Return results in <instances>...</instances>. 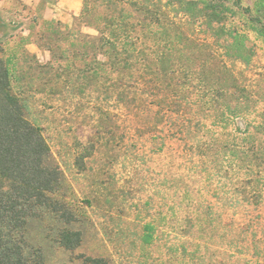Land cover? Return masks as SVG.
Instances as JSON below:
<instances>
[{
  "label": "rangeland",
  "instance_id": "1",
  "mask_svg": "<svg viewBox=\"0 0 264 264\" xmlns=\"http://www.w3.org/2000/svg\"><path fill=\"white\" fill-rule=\"evenodd\" d=\"M90 1L98 19L151 23L139 32L146 54L213 52L210 67L226 65L236 79L232 84L249 95V107H262L264 41L239 12L228 26L245 36L247 52L241 55L247 62L237 58L241 51L231 47L222 24L205 12V4L215 0ZM224 1L233 10L238 2L253 12L264 4ZM83 4L0 0V39L6 54L16 57L12 90L42 129L74 205L84 213L70 226L83 236L74 251L51 243L41 225L31 228L45 264H82L81 256L108 264H264V179L239 180L225 168L229 154L221 143H231L224 136L230 129L212 127V113L198 106L190 115L167 110L164 102L173 91L157 93L141 82L125 98L121 83L96 84L89 77L91 56L76 57L80 46L89 53L87 36L98 34L90 25L93 17L78 20ZM217 76L223 85L231 84ZM193 92L183 91L190 103ZM237 98L242 101L238 93L230 94L226 104L233 107ZM182 107L189 110L185 102ZM45 221L50 234L61 226Z\"/></svg>",
  "mask_w": 264,
  "mask_h": 264
},
{
  "label": "trees",
  "instance_id": "2",
  "mask_svg": "<svg viewBox=\"0 0 264 264\" xmlns=\"http://www.w3.org/2000/svg\"><path fill=\"white\" fill-rule=\"evenodd\" d=\"M90 6L91 1L84 0L78 20L93 17L90 25L98 34L87 36L89 53H83L80 49L84 47L80 46L76 57L91 56L89 77L96 84L101 79L109 80L112 87L121 83L125 97L135 84L142 82L157 93L163 89L173 91L170 100L164 102L167 110L190 115L192 106H198L212 113V127L231 131L224 134L232 138L231 143L227 140L221 143V150L229 154L224 157L228 159L225 168L231 169L239 180L240 177L248 181L264 179V102L262 107H249L251 101L244 87L232 84L236 81L232 72L226 65L218 64L216 71L231 82L223 85L210 67L209 60L216 54L186 56L181 51L176 57L171 53L146 54L139 32L149 28L151 23L101 20L97 18L96 9ZM232 6L235 11L226 6L224 0H215L206 3L204 8L211 22L222 24L231 47L241 51L235 56L247 62L248 58L241 55L242 50L247 52L245 36L230 31L228 20L239 12L255 36L264 41V4L255 12L238 2ZM172 57L175 63L169 60ZM15 58L6 54L0 39V264H45L42 248L32 241L31 228L41 225L43 236L51 243L74 251L80 247L83 236L80 230L70 226L80 222L84 213L75 207L70 188L52 159L42 129L28 118L26 105L12 90ZM111 74L121 77L113 78ZM193 82H196L194 86ZM185 88L196 91L193 103L183 93ZM237 93L242 101L237 98L234 106L229 107L226 104L229 95ZM183 102L189 104L188 111L182 109ZM46 218L61 225L53 234L42 225ZM81 261L82 264H108L103 258L90 256H81Z\"/></svg>",
  "mask_w": 264,
  "mask_h": 264
}]
</instances>
